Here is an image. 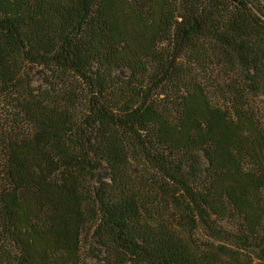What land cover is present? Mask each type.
<instances>
[{
	"label": "trees",
	"instance_id": "16d2710c",
	"mask_svg": "<svg viewBox=\"0 0 264 264\" xmlns=\"http://www.w3.org/2000/svg\"><path fill=\"white\" fill-rule=\"evenodd\" d=\"M0 264H264V1L0 0Z\"/></svg>",
	"mask_w": 264,
	"mask_h": 264
},
{
	"label": "rangeland",
	"instance_id": "374dc122",
	"mask_svg": "<svg viewBox=\"0 0 264 264\" xmlns=\"http://www.w3.org/2000/svg\"><path fill=\"white\" fill-rule=\"evenodd\" d=\"M264 1V0H263ZM118 74L120 75V76H122V77H126L127 76V74H128V72L126 71V70H121V71H119L118 72ZM37 81H36V86H38V85H40L42 82H41V79H39L38 77H37V79H36Z\"/></svg>",
	"mask_w": 264,
	"mask_h": 264
}]
</instances>
